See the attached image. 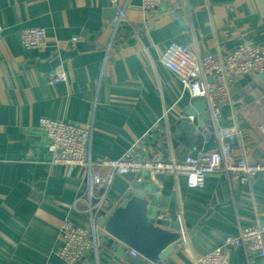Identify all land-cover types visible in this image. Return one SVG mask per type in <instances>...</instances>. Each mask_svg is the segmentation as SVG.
<instances>
[{
	"label": "crops",
	"instance_id": "crops-1",
	"mask_svg": "<svg viewBox=\"0 0 264 264\" xmlns=\"http://www.w3.org/2000/svg\"><path fill=\"white\" fill-rule=\"evenodd\" d=\"M116 4L125 18L113 31L112 0H0V264H66L56 254L60 223L86 221L84 169L50 161L40 117L90 127L100 172L108 169L103 159L136 140L142 157L211 150L218 138L214 130L204 134L209 112L196 135L180 128L192 118L190 97L161 53L173 41L220 57L240 43L264 44V0H163L151 12L140 0ZM30 26L44 29L42 46L22 45L20 31ZM54 71L65 80L51 82ZM229 89L217 124L234 127L235 156L256 162L264 156V70L237 76ZM138 179L147 181L155 218L181 231V243L168 248L161 264H191L192 255L220 246L226 235L264 222V172L240 183L216 171L202 187H189L183 175L119 174L102 213ZM98 234L99 264H139L130 247L116 239L107 245L100 226ZM225 251L229 264H264L241 247ZM74 264H92L91 257Z\"/></svg>",
	"mask_w": 264,
	"mask_h": 264
},
{
	"label": "built area",
	"instance_id": "built-area-1",
	"mask_svg": "<svg viewBox=\"0 0 264 264\" xmlns=\"http://www.w3.org/2000/svg\"><path fill=\"white\" fill-rule=\"evenodd\" d=\"M112 20L113 31L125 18L123 6L116 4ZM163 0H140V8L151 12ZM0 26V31H1ZM45 31L39 26L24 27L20 39L27 48L44 44ZM72 40L78 36H72ZM161 62L173 72L181 83V89L189 97H202L210 114L213 130L218 138L217 146L211 150H199L177 158L172 153L162 158L157 153L142 157L136 150L138 140L127 147L120 156L101 161L108 169L100 172L91 158L90 145L92 129L62 120L40 117L38 123L48 140L47 150L52 163L61 164L69 169L78 166L84 169L87 200L83 208L85 223L78 224L63 218L59 226L60 246L56 254L66 264L91 257L92 264H99L98 221L105 215L102 207L107 191L116 175L139 174L142 170L151 173L185 176L189 187H202L205 176L222 171L232 174L240 183L249 182L257 173L264 172V156L249 163L243 157L234 155L230 140L235 135L234 127L219 126L220 105L230 96V83L237 76L247 72L264 70V44L240 43L224 57L213 54H199L186 44L170 42L160 56ZM51 82L63 81V71H54ZM75 207V206H74ZM180 218V216H179ZM101 228V227H100ZM181 232V231H180ZM241 247L246 252L264 258V222L243 226L235 235H226L220 246L209 252L192 255L191 264H229L226 248ZM132 256L135 250L130 249Z\"/></svg>",
	"mask_w": 264,
	"mask_h": 264
},
{
	"label": "water",
	"instance_id": "water-1",
	"mask_svg": "<svg viewBox=\"0 0 264 264\" xmlns=\"http://www.w3.org/2000/svg\"><path fill=\"white\" fill-rule=\"evenodd\" d=\"M186 109L187 116L192 118L190 123L184 120V127L180 128L196 135V129L203 128L209 120L207 106L202 97H190ZM212 130L211 123L204 134ZM121 196L118 204L98 222L109 235L106 244L116 239L136 251L133 259L139 264H161L160 258L168 248L181 243L180 230L170 231L155 218L146 180L138 179Z\"/></svg>",
	"mask_w": 264,
	"mask_h": 264
},
{
	"label": "rangeland",
	"instance_id": "rangeland-1",
	"mask_svg": "<svg viewBox=\"0 0 264 264\" xmlns=\"http://www.w3.org/2000/svg\"><path fill=\"white\" fill-rule=\"evenodd\" d=\"M98 240H99V244H101L102 238L100 237V235L98 236Z\"/></svg>",
	"mask_w": 264,
	"mask_h": 264
}]
</instances>
